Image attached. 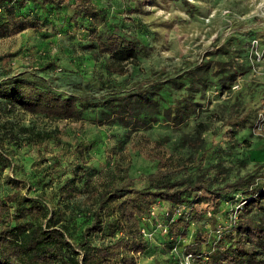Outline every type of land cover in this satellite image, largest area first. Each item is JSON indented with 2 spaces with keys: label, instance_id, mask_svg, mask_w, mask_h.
Segmentation results:
<instances>
[{
  "label": "rangeland",
  "instance_id": "374dc122",
  "mask_svg": "<svg viewBox=\"0 0 264 264\" xmlns=\"http://www.w3.org/2000/svg\"><path fill=\"white\" fill-rule=\"evenodd\" d=\"M91 2L104 13L98 29L115 26L145 46L128 63L129 74L107 73L105 55L92 56L95 42L90 35L95 24L88 17L70 19L79 0H59L58 7L27 0L22 12L36 19L38 28L0 37V82L13 76L61 96L102 102L112 95L149 89L201 60H220L233 76L223 78L224 83L220 75L211 77L204 92L195 93V112L177 124L164 118L163 108L185 90L168 84L160 90L156 120H146L144 125L108 104L88 107L78 118L49 117L17 105L2 111L0 196L15 190L11 178L20 180L24 194L40 195L49 210H56L75 244L91 219L96 193L107 184L126 180L137 188H153L149 176L157 169V156L167 162L169 182L206 181L208 189L201 191L202 196L218 193L226 182L250 174L256 183L264 184L259 175L264 171V119L257 118L259 112L264 118V0ZM26 127L56 135L35 143ZM76 145L83 149L86 162L80 160ZM69 179L74 180L73 194L61 191ZM153 205L156 215L139 219L150 235L136 264H182L181 252L171 250L174 238L159 226L162 208L157 201ZM203 209L201 201L195 203V217L184 227L180 251L187 246L209 252L214 220L207 221ZM240 216L264 228V209L254 206ZM227 219L220 214L221 224L230 230ZM226 234L222 236L226 243L214 242L220 250L236 240L235 232L231 241ZM112 239L105 225L89 236L94 246ZM197 241H201L199 247ZM248 241L264 264L263 246Z\"/></svg>",
  "mask_w": 264,
  "mask_h": 264
},
{
  "label": "trees",
  "instance_id": "16d2710c",
  "mask_svg": "<svg viewBox=\"0 0 264 264\" xmlns=\"http://www.w3.org/2000/svg\"><path fill=\"white\" fill-rule=\"evenodd\" d=\"M32 1L42 6H59V0ZM26 3L27 0H0V37L11 31L38 28V21L22 12ZM73 9L70 17L73 22L79 17H88L91 24H95L90 35L95 42L91 54L94 58L105 55L104 70L118 75L129 74L128 63L136 59L145 46L134 36L122 33L115 26L112 29H98V24L104 21V13L91 0H79V4ZM231 73L220 60H201L182 73L166 78L164 82L155 83L149 89L112 95L102 102L61 96L48 88H40L31 81L11 76L0 82V113L8 112L17 105L28 112L49 117L78 118L88 107L108 104L133 118L136 124L144 125L146 120H156L154 110L160 109V90L168 84L177 90H185L172 101L165 102L163 108L164 118L177 124L195 112L198 105L194 99L195 93L204 92L211 83V77L219 78L220 75V81L224 83L226 77L233 76ZM140 114H144L146 118H141ZM25 129L30 132L35 143L56 135L51 130L35 132L29 127ZM230 136L232 138V131ZM75 148L80 160L86 162L88 158L80 145ZM157 157V169L149 176L154 189L137 188L130 183L131 180L104 186L96 193L95 206L90 212L91 219L82 229L75 244L66 233V226L59 223L56 210H49L40 195L24 194L19 189L20 180L11 178L9 181L15 186V190L0 196V264H136L138 253L146 248L139 219L150 216V207L155 201L165 205L168 210L176 204L191 208L187 215L181 214L172 221L163 211L160 213L158 221L167 225V233L174 238L173 247L177 240L178 244L184 241V227L195 217L192 210L196 202L212 204L211 215H207L204 209L202 211L204 216L207 215V221L214 220L213 225H216L221 223L220 214L228 218L230 207L241 198L245 202L238 210L236 223L230 230L223 231L224 234L228 233L226 236L228 235L230 241L231 234L235 232L236 240L222 250L212 241L205 264H263L256 254L257 250L249 247L247 242L250 238L264 248V228L258 229L257 225L242 218L240 214L242 211L248 212L254 206L264 209V184L256 183L255 175L250 174L226 182L218 193L202 196L201 191L208 189L206 181L197 179L169 182L165 175L167 162L165 158ZM3 161L9 163L5 156ZM259 175L264 177V171ZM61 191L73 194L74 180L69 179L63 184ZM104 225L110 230L113 239L106 244L92 245L89 236L101 231ZM223 237L218 241L226 243ZM211 239L214 240V237ZM200 242L196 243L198 247ZM186 247L183 251L178 248V251L182 255L188 252L201 253L200 250L193 251Z\"/></svg>",
  "mask_w": 264,
  "mask_h": 264
},
{
  "label": "built area",
  "instance_id": "2783aa9c",
  "mask_svg": "<svg viewBox=\"0 0 264 264\" xmlns=\"http://www.w3.org/2000/svg\"><path fill=\"white\" fill-rule=\"evenodd\" d=\"M258 119L263 120V114L262 112L258 113L257 116ZM245 202L244 199H240L238 202H236L234 205H232L230 207V212L228 215V219L227 221L229 222V224L231 225V228L233 227V225L236 223L237 220V216H238V210L242 207L243 203ZM157 204L160 205L159 202H157ZM203 206H205V211L207 215H211L212 212V204H202ZM210 207H207V206ZM162 206V211L164 212V214L166 215V217L169 218L170 221H172L173 219H175V217L184 214L187 215L190 212V207L183 205V204H176L174 205L171 210H168V208L164 205H160ZM149 215L150 216H154L156 215V205H152L150 207V211H149ZM159 226L162 227L164 232H167V225L163 224L159 221ZM225 230L224 225L221 223H217L216 225H214L213 227V234L211 235L212 237H214V242H217L218 240H220L222 238V236L224 235L223 231ZM141 233L146 237L148 235H150L149 232H146L144 230V228H140ZM178 240L174 243L173 247L171 248V250L173 252L176 253V251H178ZM208 257V252L203 251L201 253H191L188 252L187 254H181V263L182 264H205V260Z\"/></svg>",
  "mask_w": 264,
  "mask_h": 264
}]
</instances>
